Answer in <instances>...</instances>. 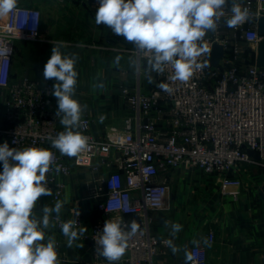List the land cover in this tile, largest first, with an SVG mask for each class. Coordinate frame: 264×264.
Masks as SVG:
<instances>
[{
	"label": "built area",
	"instance_id": "built-area-1",
	"mask_svg": "<svg viewBox=\"0 0 264 264\" xmlns=\"http://www.w3.org/2000/svg\"><path fill=\"white\" fill-rule=\"evenodd\" d=\"M74 1L95 15L98 0ZM230 6L231 0L226 12ZM243 6L250 9L252 18L237 28H228L225 17L215 32L207 33L205 41L211 51L200 62L207 60L208 67L195 71L187 83L172 81L170 67L162 75L152 73L155 83H148L146 58L134 47L125 50L136 56L141 66L134 86L121 89L132 114L123 126L109 123L101 136L93 131L92 116H82L78 130L88 137L89 147L73 158L61 156L48 139L64 130L56 116L57 100L51 94L55 79L33 80L14 72L17 44L45 41L40 10L18 5V12L0 19V145L42 147L54 153L62 170L57 174L53 165L47 175L52 203L62 201L77 170L93 175L89 198L96 200L100 220L88 236L91 264H108L95 251V239L104 221L115 218L125 223L135 219L140 224L117 264H155L157 258L167 255L170 248L162 242L167 239L153 232V214L169 208L170 182L178 170H197L215 177L224 195L229 188L242 186L239 173L243 166L264 170V67L257 65L264 42L259 34L264 0H243ZM217 46H222L223 54L214 66L212 54ZM160 82L167 83L171 91L158 88ZM233 196L237 198V193ZM75 220L76 227H82L83 218L77 215ZM209 239L215 241L213 232ZM190 252L192 264H208L205 246L194 245Z\"/></svg>",
	"mask_w": 264,
	"mask_h": 264
},
{
	"label": "clouds",
	"instance_id": "clouds-1",
	"mask_svg": "<svg viewBox=\"0 0 264 264\" xmlns=\"http://www.w3.org/2000/svg\"><path fill=\"white\" fill-rule=\"evenodd\" d=\"M98 0L95 12V24L104 25L116 35L134 46L140 57L146 58L144 68L148 83H155L152 73L162 75L170 67L173 74L170 79L187 83L197 70L208 67L207 60L201 57L210 54L205 41L209 32H215L224 19L228 28H237L249 21L253 14L243 6V0ZM19 0H0V19L18 12ZM230 13V15H229ZM34 24L38 20L33 18ZM77 54H64L60 45L51 48L50 58L44 65V80L55 79L52 95L57 100L56 116L64 130L55 137H48L51 147L61 156L78 157L89 147L88 137L78 129L87 105L76 98L78 71ZM120 56H116L113 65L120 66ZM134 71L140 70L138 60H129ZM164 92H170L167 83L156 85ZM93 89L104 87L103 83H94ZM102 122V118H101ZM0 264H60L57 242L54 235H46L47 230L59 227L67 246L84 235L86 227L77 229L76 220L60 221V213L65 201L57 200L54 207L47 204L41 208L42 215L37 216L34 209L43 196H51L47 175L55 165V172L62 170L56 165V157L48 148L24 147L10 148L5 142L0 145ZM55 217L53 219V214ZM79 215V212H78ZM167 226V222H166ZM171 239L162 241L175 255L181 249L174 239L183 226L170 225ZM140 230L135 219L125 223L122 218L104 221L103 228L96 241V252L108 261L117 264L129 247V241ZM202 242L211 247L208 239ZM197 246L201 241L192 242ZM77 247L84 245L77 244ZM185 264H192L193 254L183 249Z\"/></svg>",
	"mask_w": 264,
	"mask_h": 264
},
{
	"label": "crops",
	"instance_id": "crops-1",
	"mask_svg": "<svg viewBox=\"0 0 264 264\" xmlns=\"http://www.w3.org/2000/svg\"><path fill=\"white\" fill-rule=\"evenodd\" d=\"M18 5L40 10L41 33L45 41L17 44L16 56L21 57V64H15V74L45 81L43 68L53 47L47 42H61L62 53H75L79 57L76 64L79 75L75 98L82 105H87L82 116H92L93 131L101 136L109 123L123 126L132 110L124 104L121 89L133 87L137 77V71L129 66V60L136 59V56L124 51L134 46L118 36L115 43L121 47L118 51L111 52L106 43L101 48L83 43L84 47H74L78 31L89 33L90 30L95 31L96 27L106 34L111 31L104 25L97 26L92 19V11L74 0H19ZM116 56L122 58L119 68L113 65ZM94 83H103L104 87L93 89ZM239 176L242 186L229 188L228 194L224 195L215 177L205 176L197 170L181 169L175 173L170 182L169 208L153 214V232L159 237L171 239L170 225L181 224L183 229L174 239L181 251L174 255L169 249L167 255L157 258L155 264H185L183 249L190 251L196 245L192 243L194 240L201 241L199 245L206 247L208 264H264V170L245 165ZM93 181L90 172L77 170L68 181L62 199L65 203L60 221L75 220L79 212L84 220L82 227L87 228L84 235L72 247H68L59 222L46 232V235L55 236L60 264L92 262L88 236L93 224L100 220L96 200L89 198V186ZM234 193H237V198L233 196ZM45 204L50 207L55 205L48 196L41 197L34 209L37 216L42 215L41 208ZM210 232L215 234V241L210 242L211 247H208L202 240L206 238L210 241ZM77 244L84 246L77 247Z\"/></svg>",
	"mask_w": 264,
	"mask_h": 264
},
{
	"label": "rangeland",
	"instance_id": "rangeland-1",
	"mask_svg": "<svg viewBox=\"0 0 264 264\" xmlns=\"http://www.w3.org/2000/svg\"><path fill=\"white\" fill-rule=\"evenodd\" d=\"M92 17H93L92 19L95 22V15L94 16L92 15ZM41 20H42V16H41ZM99 26L101 27V25H99ZM117 40H118V36L114 35L111 31H109L108 34H106L103 32L102 29H98L96 27L95 31L90 30L89 33H83L82 31H78L77 34L75 35V38H74V43L77 45L74 44V47L80 48L79 46L84 47L83 44H94L95 46L101 48L103 46H106V45H102L103 43H106L108 45V47L110 48L109 50L112 52V51H118L119 50L120 46L115 44V43H117ZM87 41H89V43H86ZM37 53L38 52H36V54ZM36 54H33L34 57H37ZM131 55H133V54H131ZM20 58H21L20 56H16V66L21 64ZM29 60L33 61L36 59L33 58V60L32 59H29ZM104 67H107V66H104Z\"/></svg>",
	"mask_w": 264,
	"mask_h": 264
},
{
	"label": "water",
	"instance_id": "water-1",
	"mask_svg": "<svg viewBox=\"0 0 264 264\" xmlns=\"http://www.w3.org/2000/svg\"><path fill=\"white\" fill-rule=\"evenodd\" d=\"M259 34L261 36H264V17H262L259 21ZM223 54V48L222 46H217L213 50L212 54V63L214 66H217L219 59L221 58ZM257 65L259 67H264V42L260 45L258 56H257ZM251 155L256 156L253 153H250ZM256 158H259L256 156Z\"/></svg>",
	"mask_w": 264,
	"mask_h": 264
}]
</instances>
